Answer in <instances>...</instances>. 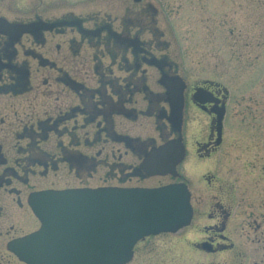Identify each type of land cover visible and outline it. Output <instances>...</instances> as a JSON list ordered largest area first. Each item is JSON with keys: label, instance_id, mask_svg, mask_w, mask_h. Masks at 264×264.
Instances as JSON below:
<instances>
[{"label": "flooded vegetation", "instance_id": "1", "mask_svg": "<svg viewBox=\"0 0 264 264\" xmlns=\"http://www.w3.org/2000/svg\"><path fill=\"white\" fill-rule=\"evenodd\" d=\"M86 1L92 0H79L78 4ZM139 2L142 0H132V5ZM5 10L16 12L10 4ZM31 12L30 18L22 20L0 10V20L6 22L0 26V264H25L8 245L39 227L28 203L31 193L103 186L153 187L161 184L148 186V179L165 176L170 178L166 183L184 182L189 190L192 218L185 228L190 227L197 234L191 243L194 250L207 255L234 250L225 259L227 264H264V176L260 177L264 167H252L259 173L256 181L244 178L235 187V182L229 184L225 175L220 182L219 149L224 145L226 151L228 145L223 133L228 126L229 96L224 88L220 90L210 81L186 85L178 74L176 61L165 53L169 43L158 25L156 9L149 3L139 12L126 7L118 25L117 17L109 11L75 14L68 10L49 17L43 8L33 4ZM144 33L148 34L147 39L142 38ZM63 34L69 35L67 59L68 55L77 57L83 46L91 51L94 85L72 77L64 65L66 54L59 56L60 45H48L53 36ZM31 63L37 70L52 71L53 82L65 88L76 102L66 104L65 95L47 98V105L56 113L45 112L34 121L24 122L22 116L28 115L35 104L34 99L22 98L33 88ZM149 68L156 71L155 82L162 87L160 91L149 86ZM42 84L46 85L47 80ZM186 107L208 118L205 138L194 140L192 147L194 159L215 160L203 179L209 188L206 194L201 190L197 170L193 183H189L181 180L178 172L175 177L150 175L144 168L149 153L166 144L175 147ZM220 111L221 133L217 141ZM143 117H153L155 123H160L158 142L133 135V124ZM85 128L91 129L90 134ZM257 129L259 152L264 156V123ZM108 144L119 147L107 153L104 146ZM181 144L184 145L182 136ZM99 145L102 148L94 154L79 149ZM108 154L112 158L109 163L104 159ZM101 165L108 167L107 174L115 182L87 186L86 179ZM69 175L78 181L76 185L68 184ZM38 179H46L47 184ZM237 195L241 197L236 199ZM230 196H234L232 203ZM233 217L235 222L231 224ZM247 242L254 244L260 254L250 253Z\"/></svg>", "mask_w": 264, "mask_h": 264}, {"label": "rangeland", "instance_id": "2", "mask_svg": "<svg viewBox=\"0 0 264 264\" xmlns=\"http://www.w3.org/2000/svg\"><path fill=\"white\" fill-rule=\"evenodd\" d=\"M95 1L92 0L91 3L86 1V4L80 5L79 0H0V10L6 15L20 17L22 20L33 15L31 12L33 4H37L39 9L43 8L47 13L46 16L49 17L58 16L68 10L75 14L92 10L109 11L108 13L117 17L116 25H118L124 8L133 7L134 11L139 12L140 8L149 3L156 9L158 25L169 43L165 53L176 61L178 74L186 85L190 87L210 81L220 90L224 88L229 96L228 126L223 133L228 145L226 151L224 145L219 149L220 182L228 176L229 184L235 182L234 186L238 187L244 178L256 181L264 176V171L259 177L257 171L251 170L254 166L257 170L259 166L264 167V156L259 152L257 133L259 125L264 123V0H142L134 6L132 0H98V3ZM7 4H10L16 12L13 14L6 12ZM128 16L134 17L131 14ZM75 34L70 33L77 37ZM68 37V34L55 35L48 45L51 47L55 44L60 45L59 56L66 54L64 65L72 77L76 80H84L87 85H94L91 76V51L83 46L77 57L68 55L67 59ZM142 38L147 39L148 34L144 33ZM155 53L158 55V52ZM30 68L33 88L22 98L34 99L35 104L28 115L22 116L24 122L34 121L35 118L44 116L45 112L48 115L56 113L55 108L50 109L47 105V98L65 95L68 97L66 104L76 102L65 88L53 82L52 71L46 68L37 70L34 63H31ZM147 72L150 77L148 82L150 88L153 91H160L162 87L155 82L156 71L149 68ZM44 80H47L46 85L42 84ZM23 109L20 110L23 112ZM207 122L206 115L200 112L193 113L191 108H185L180 135L186 155L177 167L180 179L189 183H193L197 170L203 194L209 193V188L207 189L203 179L209 175L210 165L215 160L214 158L194 159L192 147L194 140L201 141L205 138ZM157 125L160 123H155L153 117H143L133 124L131 131L140 138H154L158 142L160 131ZM84 131L90 134L91 129L85 128ZM104 147L108 153L111 148L115 149L119 146L108 144ZM97 148L102 147L99 145L79 149L94 154ZM104 159L108 163L112 162L111 154ZM107 172V166H97L86 179L87 186L113 184L115 181ZM58 175L60 176L59 173ZM68 178V184L78 183L73 175H69ZM169 179L167 176L153 177L145 184L148 186L163 184L169 182ZM38 180L41 184H47L46 179ZM233 197H229L230 203ZM240 197L237 195L236 199ZM230 222L231 224L235 222V218L233 217ZM196 237L197 234L190 227L176 233H161L146 237L136 244L133 257L127 264H227L225 259L235 252L232 250L215 255L204 254L192 247L191 243ZM246 247L250 253L260 254V250H256L254 244L247 242Z\"/></svg>", "mask_w": 264, "mask_h": 264}, {"label": "water", "instance_id": "3", "mask_svg": "<svg viewBox=\"0 0 264 264\" xmlns=\"http://www.w3.org/2000/svg\"><path fill=\"white\" fill-rule=\"evenodd\" d=\"M4 24L0 20V26ZM177 115L180 119V107ZM221 119L222 111L217 113V141ZM174 141L175 147L166 144L149 153L144 168L150 175L177 176L184 147L181 137ZM28 203L40 225L8 245L25 264H126L139 240L175 233L189 225L192 217L190 194L183 182L44 190L31 193Z\"/></svg>", "mask_w": 264, "mask_h": 264}]
</instances>
